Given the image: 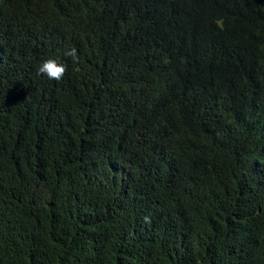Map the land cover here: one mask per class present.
I'll return each instance as SVG.
<instances>
[{"label":"trees","instance_id":"1","mask_svg":"<svg viewBox=\"0 0 264 264\" xmlns=\"http://www.w3.org/2000/svg\"><path fill=\"white\" fill-rule=\"evenodd\" d=\"M0 264H264V0H0Z\"/></svg>","mask_w":264,"mask_h":264},{"label":"clouds","instance_id":"2","mask_svg":"<svg viewBox=\"0 0 264 264\" xmlns=\"http://www.w3.org/2000/svg\"><path fill=\"white\" fill-rule=\"evenodd\" d=\"M66 56L72 57L74 61H78L77 51L72 48L65 52ZM66 72L64 64L58 62L56 59L49 58L44 60L38 67V73L45 74L49 79L61 80ZM148 222V218H145Z\"/></svg>","mask_w":264,"mask_h":264}]
</instances>
